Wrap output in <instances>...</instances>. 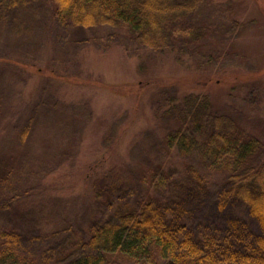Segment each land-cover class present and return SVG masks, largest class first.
<instances>
[{
	"label": "rangeland",
	"instance_id": "rangeland-1",
	"mask_svg": "<svg viewBox=\"0 0 264 264\" xmlns=\"http://www.w3.org/2000/svg\"><path fill=\"white\" fill-rule=\"evenodd\" d=\"M2 15L0 57L13 58L18 53L13 49L18 48L35 59L33 52L42 62L37 66L6 62L0 68V142L16 144L18 133L31 124L26 150L33 152L23 172L27 179L17 183L22 186L18 193L27 192L0 213L1 228L4 224L28 229L29 223H19L22 217L14 215L16 211L37 205L51 212L61 195L81 194L84 186L76 183V176L99 162L95 175L116 166L114 173L132 191L143 186L134 178L142 172L156 184L159 180L164 189L175 180L188 182L192 174L195 180L198 174L207 190L194 210V228H217L224 235L233 228L241 232L243 226L248 239L260 234L246 205L224 210L217 205L216 191L240 153L219 150L201 129L181 126L170 113L189 94L198 95L211 111L237 121L244 142L258 143L247 156L255 163L264 159V0H203L176 24L171 47L162 51L137 45L127 25L61 26L52 17L48 0H32ZM48 59L51 70L45 67ZM33 94H42L44 101H60L56 107L61 115L72 104L79 108L63 120L53 110L41 116L35 112L31 120L26 101ZM169 135L175 136L170 146ZM16 190L12 188L9 196ZM40 207L37 213L43 216ZM45 219L48 232L66 221L52 213ZM23 240L29 247L31 241L26 236Z\"/></svg>",
	"mask_w": 264,
	"mask_h": 264
},
{
	"label": "trees",
	"instance_id": "trees-1",
	"mask_svg": "<svg viewBox=\"0 0 264 264\" xmlns=\"http://www.w3.org/2000/svg\"><path fill=\"white\" fill-rule=\"evenodd\" d=\"M31 1L0 0V10L8 12L20 9ZM48 1L52 17L61 26L70 24L85 29L108 26L113 29L127 25L133 31L137 45L154 51L170 48L176 24L191 15L203 2ZM1 11L0 18L3 19ZM13 50L18 52L17 56L11 58V52V57L1 56L0 61L4 59V62L1 61L0 68L6 62L12 65H41L42 58H37L33 52L35 59L23 55L18 48ZM44 63H47V70H51L49 59ZM205 102L191 93L179 106L174 105L170 115H174L181 126L194 124L219 150L240 153L234 156L233 166L228 169L223 185L216 191L217 205L221 210L233 204L246 205L251 217L260 225V234H252L248 239L244 236L246 228L243 226L242 233L237 232L239 228H233L224 235L217 228L203 231L194 228L191 224L194 210L207 190L198 174H195V180L192 174L190 179L187 178L188 182L175 180L168 189H164L159 180L156 184L155 178L152 179L148 172H142L134 178H140L143 186L137 185L132 191L114 173L116 166L95 175L100 167V163L95 162L87 165V169L75 178L76 183L84 186L81 194L71 197L61 195L60 202L52 206L51 212L37 205L33 206L37 211L31 206L25 212L16 211L14 215L18 213L22 217L19 223L27 221L28 229L2 224L0 264H60L65 261L68 264H264V159L255 163V158L247 156L256 150L258 143L254 139L244 142L237 121L230 115L214 113ZM56 103L60 106L61 102L56 99L44 101L42 94L31 95L30 101H26L27 109L31 110V120L33 113L41 116L48 110L59 112L63 120L70 111L79 108L72 104L66 111L62 110L61 115ZM204 108L200 121L199 113ZM31 130V124L22 129L17 135L16 144L0 142L1 214L4 209H10L16 198L27 192L22 190V193H18L22 186L18 187L17 183L27 179L23 172L31 163L33 154L26 150ZM173 137L168 136V146ZM73 141L76 142V139ZM12 188H16L18 194L9 196ZM39 207L43 216L38 215ZM48 213L62 215L66 221L55 231L48 232L43 224L49 222L45 219ZM24 236L31 241L29 247L24 245Z\"/></svg>",
	"mask_w": 264,
	"mask_h": 264
}]
</instances>
